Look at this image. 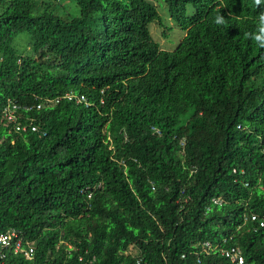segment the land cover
Returning <instances> with one entry per match:
<instances>
[{
	"label": "trees",
	"instance_id": "obj_1",
	"mask_svg": "<svg viewBox=\"0 0 264 264\" xmlns=\"http://www.w3.org/2000/svg\"><path fill=\"white\" fill-rule=\"evenodd\" d=\"M155 1L174 51L148 0H0V234L35 246L0 264H264V0Z\"/></svg>",
	"mask_w": 264,
	"mask_h": 264
},
{
	"label": "built area",
	"instance_id": "obj_2",
	"mask_svg": "<svg viewBox=\"0 0 264 264\" xmlns=\"http://www.w3.org/2000/svg\"><path fill=\"white\" fill-rule=\"evenodd\" d=\"M66 98L69 101H76L79 104L87 102L84 95H77L73 92L68 93ZM39 108H41V106H39ZM22 109H27V107L23 108L20 104L12 101L9 102L4 109V117L7 120V123L14 124L18 132L26 131L28 129V126L23 125L20 121V110ZM31 129L33 131L37 130L36 127H32ZM215 203L219 204L218 200H216ZM252 219L256 221L258 217L254 216ZM261 227H264V222L261 223ZM228 240V238H223L218 242H202L194 246L196 250L194 252L199 256H211L212 254L220 253L221 256L229 259L233 263L243 264L244 253L242 248L239 246H226L228 244ZM8 254H13L15 256L22 255L24 258L31 261L35 257V246L32 242L25 240L18 231L12 229L6 233L0 234V262H4ZM183 257H185V255ZM200 261L201 260H199V262Z\"/></svg>",
	"mask_w": 264,
	"mask_h": 264
},
{
	"label": "rangeland",
	"instance_id": "obj_3",
	"mask_svg": "<svg viewBox=\"0 0 264 264\" xmlns=\"http://www.w3.org/2000/svg\"><path fill=\"white\" fill-rule=\"evenodd\" d=\"M152 3H154L159 10L161 11L162 20L165 25V27L160 26L158 23L151 25V34L153 36L154 41L160 44L162 49L165 50H174L182 40L184 33L181 32L178 25H176L172 19L170 18L169 14L167 13V10L165 7H161L160 3L155 0H148ZM66 6L60 5L59 11L62 15H75L77 14V7L73 3H64ZM165 6V5H163ZM171 28V30L166 29ZM173 30V31H172ZM165 33V35H163ZM29 35L26 33L18 34L16 41H15V48L17 49V52L25 53L26 52V44L28 42ZM30 51L29 49L27 50ZM1 60V59H0ZM129 253H131L133 256H137L139 254V251L135 247H131L129 250Z\"/></svg>",
	"mask_w": 264,
	"mask_h": 264
},
{
	"label": "clouds",
	"instance_id": "obj_4",
	"mask_svg": "<svg viewBox=\"0 0 264 264\" xmlns=\"http://www.w3.org/2000/svg\"><path fill=\"white\" fill-rule=\"evenodd\" d=\"M261 2V0H256V3L257 4H259ZM260 20H261V26H260V29H259V31H260V35H257L256 37H255V39L256 40H258V41H260L261 42V44L262 45H264V15H262L261 17H260ZM220 22H222V20L220 19V18H218L217 19V23H220ZM184 36H185V34H184ZM184 36H183V38H184ZM183 38H182V40H183ZM181 40V41H182ZM180 41V42H181ZM161 47V46H160ZM162 49V48H161ZM162 50H164V51H174V50H165V49H162ZM74 93V92H73ZM68 94V93H67ZM66 94V95H67ZM84 103H86V102H84ZM81 104V103H80ZM153 130L155 131V132H157V133H160V131L157 129V128H155V127H153ZM181 144L182 145H184L185 144V140H183L182 142H181ZM216 201V200H215ZM219 203H220V200L218 201ZM215 204H218V203H215Z\"/></svg>",
	"mask_w": 264,
	"mask_h": 264
}]
</instances>
